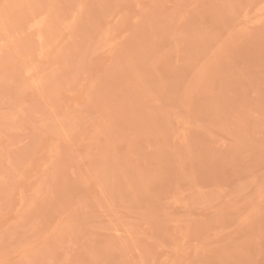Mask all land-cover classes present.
<instances>
[{"label": "rangeland", "instance_id": "374dc122", "mask_svg": "<svg viewBox=\"0 0 264 264\" xmlns=\"http://www.w3.org/2000/svg\"><path fill=\"white\" fill-rule=\"evenodd\" d=\"M0 264H264V0H0Z\"/></svg>", "mask_w": 264, "mask_h": 264}]
</instances>
